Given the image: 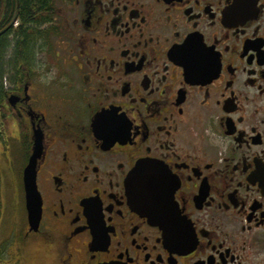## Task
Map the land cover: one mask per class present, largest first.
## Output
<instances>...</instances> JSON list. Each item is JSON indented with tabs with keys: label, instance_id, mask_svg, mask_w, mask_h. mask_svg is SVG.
Segmentation results:
<instances>
[{
	"label": "flooded vegetation",
	"instance_id": "flooded-vegetation-1",
	"mask_svg": "<svg viewBox=\"0 0 264 264\" xmlns=\"http://www.w3.org/2000/svg\"><path fill=\"white\" fill-rule=\"evenodd\" d=\"M47 2L0 32L6 60L32 44L0 76V264H264V0ZM146 161L161 221L128 184Z\"/></svg>",
	"mask_w": 264,
	"mask_h": 264
},
{
	"label": "water",
	"instance_id": "water-1",
	"mask_svg": "<svg viewBox=\"0 0 264 264\" xmlns=\"http://www.w3.org/2000/svg\"><path fill=\"white\" fill-rule=\"evenodd\" d=\"M41 140L36 139L34 154L32 155L27 167L24 170V185L26 192V202L27 209L29 213V220L32 228L39 222L41 217V200L36 187V159L39 154ZM154 163L142 162L139 163L136 169L128 177V184L131 191L135 194L138 202L143 206L142 208L146 210L150 215H154V219L161 221L159 217L160 210L164 208L165 203L161 202L162 189L158 188L145 173L150 167H154ZM146 204V207H144ZM158 210V211H157ZM115 264V263H111Z\"/></svg>",
	"mask_w": 264,
	"mask_h": 264
},
{
	"label": "trees",
	"instance_id": "trees-1",
	"mask_svg": "<svg viewBox=\"0 0 264 264\" xmlns=\"http://www.w3.org/2000/svg\"><path fill=\"white\" fill-rule=\"evenodd\" d=\"M15 1L16 0H9V3L4 9V5L2 7V1L0 0V32L8 26V21H10V19L14 16L15 13L18 12L19 16L24 22H30L37 12L42 11V9L44 7L46 8V6L48 5L47 0H19V8L16 9ZM5 13H7L9 16ZM8 33L9 32L0 34V76L3 75L2 71L6 66H8L10 69L14 68L17 59L21 60L24 55L27 56V53L32 52V44L27 42V35L25 31H23V33L16 36V38L20 43L21 38L24 37V44L20 43L19 47H16V55H14V58H12V60H6L8 54H10L11 47L13 45V40L9 38L10 34ZM27 43V49L25 51H20V49H22L23 46L25 47V44Z\"/></svg>",
	"mask_w": 264,
	"mask_h": 264
},
{
	"label": "rangeland",
	"instance_id": "rangeland-1",
	"mask_svg": "<svg viewBox=\"0 0 264 264\" xmlns=\"http://www.w3.org/2000/svg\"><path fill=\"white\" fill-rule=\"evenodd\" d=\"M22 165L23 162L21 160L14 163L10 168L11 172L3 175V178L0 181V210L3 214V218L8 220L15 215L21 216L23 212L21 207V195L19 200V190L16 188L18 175L21 172Z\"/></svg>",
	"mask_w": 264,
	"mask_h": 264
}]
</instances>
